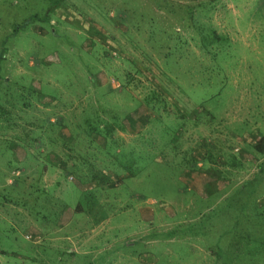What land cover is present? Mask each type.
<instances>
[{"label": "rangeland", "instance_id": "374dc122", "mask_svg": "<svg viewBox=\"0 0 264 264\" xmlns=\"http://www.w3.org/2000/svg\"><path fill=\"white\" fill-rule=\"evenodd\" d=\"M255 143L264 0H0V264H264Z\"/></svg>", "mask_w": 264, "mask_h": 264}, {"label": "trees", "instance_id": "16d2710c", "mask_svg": "<svg viewBox=\"0 0 264 264\" xmlns=\"http://www.w3.org/2000/svg\"><path fill=\"white\" fill-rule=\"evenodd\" d=\"M51 8H52V7H51ZM263 147H264L263 145H261V144L258 145V143H255V145H254L255 150H256V151H259V152H261V153L264 151V150H263Z\"/></svg>", "mask_w": 264, "mask_h": 264}]
</instances>
